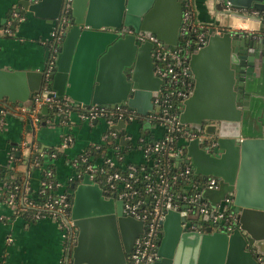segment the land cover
I'll use <instances>...</instances> for the list:
<instances>
[{"label":"water","instance_id":"obj_1","mask_svg":"<svg viewBox=\"0 0 264 264\" xmlns=\"http://www.w3.org/2000/svg\"><path fill=\"white\" fill-rule=\"evenodd\" d=\"M226 1L264 10V0ZM18 2L22 7L11 9V14L17 13L19 21L23 9L53 23L52 30L60 22L63 0ZM181 14L182 0H71L55 66L47 76L52 31L42 68L0 66V112L13 111L16 104L30 107L47 77L58 94L77 103H122L146 114L161 84L153 73L154 41L174 48ZM9 28V33L3 32L12 35L14 26ZM259 40L230 28L208 34L190 55L194 87L179 115L181 122L207 135L188 140L187 161L196 174L218 177L217 187L194 185L193 191L219 210L225 204L236 223L228 231L210 223L211 215H187L168 207L153 264H259L257 256L264 254V38ZM124 125L120 119L114 127ZM128 142L120 137L121 144ZM69 187L77 229L72 264H124L143 230L142 220L124 214L122 201L105 197L102 186L87 173Z\"/></svg>","mask_w":264,"mask_h":264},{"label":"built area","instance_id":"obj_2","mask_svg":"<svg viewBox=\"0 0 264 264\" xmlns=\"http://www.w3.org/2000/svg\"><path fill=\"white\" fill-rule=\"evenodd\" d=\"M217 1L223 5V10L228 14L239 15L241 11H245L250 13V15H256L264 19V10H257L252 7H234L226 0ZM70 12L71 0H63L60 22L52 30L54 41L51 45L50 55L45 67V76L54 69L57 47L62 38V31L65 25L68 24ZM12 16L16 17L18 14L13 12ZM245 16L247 17L248 14ZM194 17V0H182L178 41L174 48L165 45L161 40L157 39L154 41L151 52L153 73L161 79V84L157 94L152 96L153 108L146 114L139 113L134 108L122 103H115L113 106L99 103H77L67 94H58L52 88L47 77L44 79L40 90L33 95L30 107L25 105L19 106L17 104L14 106V111L25 114L33 127L39 126L42 123L44 116L41 109L43 106H47L49 111L52 109L51 113L57 115L61 122L66 121L65 119L71 110H78L80 117L90 122H96L100 117H103L108 124V129L104 131L102 136L103 140L108 135L117 138L118 141H120L121 136L129 140L132 136L126 134L124 130L129 123L133 122H137L140 128L144 130L148 128L147 126L153 124L162 126L163 133L161 136L146 143L142 148V152L146 156L150 152L162 155L166 151L167 156L172 159L173 170L168 167V163L163 162L159 168L150 173L142 172L141 168H138V166L130 161H126L123 163L122 170L117 168L106 171L113 168V166H117V163L109 156L104 157L98 165L91 163L90 160L88 161V156L84 154L75 155L71 159V163L75 171H77V175H74L71 181L81 175L76 169L79 158L85 164V170L89 178L100 184L96 180L95 175L97 168H99L100 175L102 176L100 180L103 181L100 185L105 197L121 200L124 214L142 220L143 230L136 236L133 247L128 253V258L124 264H153L158 257L162 220L168 207L185 210L187 215L196 213L200 216L211 215L209 219L210 223H217L216 228L224 227L228 231H231L236 223L235 214L227 210L225 204L219 210L206 201H200L199 194L194 191L182 193L174 192L172 189L176 184V180H182L180 187L183 190H186L187 187L192 189L194 185H197L199 188L218 186L217 176L198 175L194 172V168L190 162L187 161L186 143L188 140L194 137L202 139L207 135L196 131L191 123L181 122L179 115L183 108L184 99L191 94L194 86V78L188 64L191 53L206 42L208 34L221 32L226 28L196 21ZM8 24L2 30L9 33L11 30ZM137 37L144 40L142 35H138ZM154 38V36H150V39ZM1 112L3 113V111ZM120 119L124 121V127L115 128L114 125ZM48 121H52V119L49 117L45 118V122ZM143 139H145L144 133L138 137V140ZM175 140H177L178 146L172 148ZM71 141L72 137L66 134L60 145L67 146ZM20 147L26 148L28 154L32 148L37 149L36 145L30 146L29 142L25 139L21 140ZM117 147L118 145L115 144L114 148ZM52 155H55V153L53 152ZM10 158L14 159V156L11 155ZM118 158H121V155ZM156 164H158V161H156ZM105 165L107 169H105ZM139 173H142L143 178L146 179L142 187L136 185L140 177ZM44 175L45 178H40L37 195L33 197H39L38 195L43 193L46 188L58 187V182L51 179L53 175L52 170L46 169ZM193 175H198L197 184H192L190 181ZM25 187L28 190L26 184ZM70 195L72 196L69 191L51 192L42 194L40 200L22 199L20 202L14 201L12 193L8 197H1V200L8 203L17 214L24 216V213L28 212L31 213L30 216L34 219L50 216L57 221L62 229V236L64 238V252L61 264H72L70 250L75 243L77 235L76 226L73 224L71 218L72 198L70 199ZM188 221L191 228L196 227L197 224L194 221ZM257 259L259 264H264V254H259Z\"/></svg>","mask_w":264,"mask_h":264},{"label":"crops","instance_id":"obj_3","mask_svg":"<svg viewBox=\"0 0 264 264\" xmlns=\"http://www.w3.org/2000/svg\"><path fill=\"white\" fill-rule=\"evenodd\" d=\"M196 1L198 4H195L194 0L196 21L237 30L240 34H253L256 42L260 41V37L264 38V20L259 16L250 15L245 11H241L239 15L227 13L226 24L220 25L218 23L220 16L226 14L223 5L219 1L213 0L216 15L211 16L209 12L207 13L209 9L206 0ZM17 6L22 7L18 0H0V66L10 69L42 68L44 66V46L48 39L46 35H50L53 23L49 24L45 19L34 17L21 9L24 19L18 20L13 34L8 35L3 32L2 27L13 19L11 9ZM197 11L203 12L199 15L198 20L196 19ZM239 22H245L246 25L239 26ZM111 67L113 68V63L110 69ZM109 73L110 71H108V78L111 81L112 75ZM42 114L45 116L42 123L35 127L32 126L25 114L17 113L14 110L1 113L0 117V166L3 167L6 179L15 176L13 172L19 169L22 177H25L24 181L32 196L37 195L42 166H28L25 163V158L20 162L10 158L11 155L21 154L25 157L28 154L26 148L20 147L21 140H27L30 146L34 144L39 150L63 147L62 151L55 153L56 155L51 160L55 166L54 175L59 187L61 183L55 173L57 168L62 170L64 165L70 164L75 170L71 163L72 157L88 145L98 143L102 140L104 133L100 129H96V123L99 120L88 121V124H85V119L80 117L78 110H71L66 121L63 122L49 110ZM46 116L52 121L45 122ZM147 127L144 130L140 126L129 124L124 130L126 134L132 136L129 142L133 136L135 142L138 141V137L143 133L145 138L150 136L152 139L160 137L163 133L161 125L153 124ZM66 134L72 137V141L67 146H61L62 139ZM126 158L125 162L141 161L144 159V154L138 147ZM74 175L75 173L70 175L67 182H70ZM4 188V183L0 182V264H61L64 238L57 221L50 216L27 219L26 216L15 213L8 203L1 200Z\"/></svg>","mask_w":264,"mask_h":264},{"label":"trees","instance_id":"obj_4","mask_svg":"<svg viewBox=\"0 0 264 264\" xmlns=\"http://www.w3.org/2000/svg\"><path fill=\"white\" fill-rule=\"evenodd\" d=\"M18 22H19L18 19L16 17H14L11 20L10 24H12L15 28V26ZM52 111L53 110L51 109L50 113ZM47 116H49V115H47ZM0 117H1V114H0ZM152 140H153L152 137L146 136L145 139L138 140L134 143H132L130 141L127 144H121L120 141L117 140V138H114L111 135H108L107 138H105V140H103L104 142L90 144L86 148H84L81 152H79L76 156H79L80 154L87 155L88 161L90 160L91 163L98 165L100 163H96V159L98 157H100L102 159L104 157H107L108 156L107 152H108L109 148L110 149L113 148L116 150L117 158L120 155H121V158L117 159L118 160L117 166H113V168L107 169V167L105 165V167H106L105 169H107L106 171H109V170L111 171V170L117 169V168H120L122 170L123 169L122 168L123 163L125 162V159H126L124 153H126L128 150H130L133 146H136L137 148L140 147L142 150V148L146 145V143L151 142ZM115 144L118 145L117 148H114ZM177 146H178V142H177V140H175L172 144V148L177 147ZM58 151H59L58 148H54V149L53 148H46L44 150L32 148L31 152L27 156L23 157V156H21V154H19L17 156H14V159L18 160V162H20V161H22V159L25 158V163L28 166L29 165H32L34 167H41L42 166L41 178H45L44 173H45L46 169L52 170L53 175H52L51 179H53L54 181H57L55 178V175H54V164L51 162V160L53 159V156H55L58 153ZM53 152L56 154L52 155ZM46 158H48V159H46ZM158 158H159V160H157ZM78 160H79V163H78L76 169L78 170V172L81 175H84L86 173L85 164L80 160V158ZM156 161H158V164L155 165ZM35 162H36V164H35ZM163 162L168 163V167L173 170L174 165L172 163V159L169 158V156H167L166 151H164V153L162 155L158 154V153L150 152L146 156H144L143 160L132 161L133 164L138 166V168L142 169V172H149V173L152 172L153 170L159 168ZM20 172L21 171L19 169H17L13 172L15 176L6 179L5 174L3 172V167L0 166V182H3L5 184L4 185L5 188H4L2 197H8L9 194L12 193L14 195V197H13L14 201H16V202H20V200H22V199H31V200L36 201V200L41 199L40 197H42V194H46V193L48 194L51 192L52 193L56 192L55 191L56 188L54 186L51 188H46L43 193L38 195L39 197H33L31 195V193L28 190H26V187H25L26 182L24 181L25 177H22L23 175H21ZM81 175H80V178H81ZM95 175H96V180H98L100 182V184H102L103 181L100 180V179H102V176L100 175L99 168H97ZM139 175H140V177H139L138 181L136 182V185L142 187L144 185V182L146 179L143 178L142 173H139ZM197 177H198V175L192 176V178L190 180L192 184L193 183L197 184ZM181 183H182V180H176V184L172 187L174 192L184 193V192L188 191V193H190L193 191L190 187H187L186 190H183L180 187ZM65 191H67V190H65ZM71 198H72V196L70 195V199ZM30 215H31V213H28V212L24 213V216H26L27 219H34Z\"/></svg>","mask_w":264,"mask_h":264},{"label":"rangeland","instance_id":"obj_5","mask_svg":"<svg viewBox=\"0 0 264 264\" xmlns=\"http://www.w3.org/2000/svg\"><path fill=\"white\" fill-rule=\"evenodd\" d=\"M195 4H198L196 0H195ZM206 5H207V7L209 9L207 11V13L209 12V14L211 16H215L216 15V11H215V9L213 7V0H206ZM202 13H203L202 11L201 12L200 11H197V14H196V19L197 20L199 19V15L202 14ZM226 21H227V13L220 16L218 23L220 25H225L226 24ZM46 38L50 39L51 38V35L47 34L46 35ZM84 122H85V124H88V121L86 119H85ZM129 124L130 125H134L136 127L139 126V124L137 122H133V123H129ZM96 129L97 130L100 129V131H102V132H104V131H106L108 129V124H107V122L105 121V119L103 117H100L99 118V122L96 123ZM131 141H132V143L135 142V137L134 136H133V139H131ZM102 142H104L103 139L100 140L98 143H102ZM62 149H63V147H60V149H58V150L59 151H62ZM136 149H137V147L136 146H133L130 150H128L126 153H124L125 154V157H127L129 154H131V152L135 151ZM107 155L109 157H111L116 163H118L117 156H116V150L115 149H113V148L110 149L109 148V150L107 152ZM101 162H102V158L98 157L96 159V163H101ZM54 169H55V166H54ZM74 172H75V170L72 169V167H71L70 164L69 165H64V167L62 168V170H58V168H57V171H55V173H56V177H57L58 181H60L61 185L55 189L56 192H62V191H65V190L70 191L71 190V188L68 187V183L69 182H67V179H68V177L70 175L74 174ZM60 231H61V229H60Z\"/></svg>","mask_w":264,"mask_h":264},{"label":"bare ground","instance_id":"obj_6","mask_svg":"<svg viewBox=\"0 0 264 264\" xmlns=\"http://www.w3.org/2000/svg\"><path fill=\"white\" fill-rule=\"evenodd\" d=\"M238 25H239V26H242V25H246V23H245V22H239ZM244 27H245V26H244Z\"/></svg>","mask_w":264,"mask_h":264}]
</instances>
